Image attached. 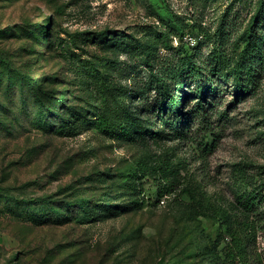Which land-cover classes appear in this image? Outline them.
Listing matches in <instances>:
<instances>
[{
    "label": "rangeland",
    "instance_id": "1",
    "mask_svg": "<svg viewBox=\"0 0 264 264\" xmlns=\"http://www.w3.org/2000/svg\"><path fill=\"white\" fill-rule=\"evenodd\" d=\"M253 188L264 264V0H0V264H226Z\"/></svg>",
    "mask_w": 264,
    "mask_h": 264
},
{
    "label": "trees",
    "instance_id": "2",
    "mask_svg": "<svg viewBox=\"0 0 264 264\" xmlns=\"http://www.w3.org/2000/svg\"><path fill=\"white\" fill-rule=\"evenodd\" d=\"M257 22L258 19L256 17L249 23L244 50L240 59L237 61V65H235V72H239L243 69L244 62L250 61L258 56L257 52L252 53V51L258 47L256 33ZM186 69L191 70L190 67L184 66L183 64L180 66L174 64L168 71V75H162L161 78H157V82H159L157 91L162 95V98L164 96L165 99L170 100L169 108L172 110L173 114L171 122L176 130L181 126H184V118L189 117L188 114L193 111H185L187 99L190 97V92L185 88L186 83L182 78V70ZM197 70H199L198 67ZM173 85L177 86L176 90L183 91L185 95L183 99L176 100L175 97L172 96V94H175L172 89ZM204 89L205 87L203 83L197 84L194 89L195 92L193 95L197 98L195 109H200L204 105V98L206 97ZM36 96H38V94H36ZM157 108L158 110H161L162 114L164 113L166 115L164 112V110H166L165 106L158 105ZM189 119L186 120V122H188ZM153 122L156 123V120ZM262 199V193L260 195L259 191L253 188L242 197L243 209L235 211V214H239L240 216L234 220L231 219V213L220 217V222L223 226V233L218 235L217 242H223L221 250L224 254L226 264H251L250 259L254 260V262L257 260L254 251L251 249V245L255 242L257 237V222L254 218H251L250 215L255 214V209Z\"/></svg>",
    "mask_w": 264,
    "mask_h": 264
},
{
    "label": "built area",
    "instance_id": "3",
    "mask_svg": "<svg viewBox=\"0 0 264 264\" xmlns=\"http://www.w3.org/2000/svg\"><path fill=\"white\" fill-rule=\"evenodd\" d=\"M160 202H164V199H161Z\"/></svg>",
    "mask_w": 264,
    "mask_h": 264
}]
</instances>
